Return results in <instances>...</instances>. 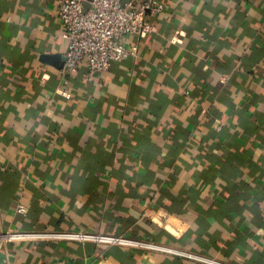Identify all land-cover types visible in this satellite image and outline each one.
<instances>
[{
    "label": "crops",
    "instance_id": "obj_1",
    "mask_svg": "<svg viewBox=\"0 0 264 264\" xmlns=\"http://www.w3.org/2000/svg\"><path fill=\"white\" fill-rule=\"evenodd\" d=\"M61 1L0 0V233L264 264V0H160L138 57L92 79L62 72ZM0 264L206 263L49 240L0 243Z\"/></svg>",
    "mask_w": 264,
    "mask_h": 264
},
{
    "label": "built area",
    "instance_id": "obj_2",
    "mask_svg": "<svg viewBox=\"0 0 264 264\" xmlns=\"http://www.w3.org/2000/svg\"><path fill=\"white\" fill-rule=\"evenodd\" d=\"M85 1L62 0L58 7V17L64 29V38L68 41L62 72L71 74L84 66L89 79L108 72L115 63L137 58L138 48L129 46L127 39L131 37L143 39L152 34L153 25L148 18L159 16L165 10L160 0H143L138 3L122 0H92V7L85 11L83 5ZM58 93L63 97H69L65 84L59 88ZM222 125L217 121V130H220ZM18 213L25 214L26 209L21 206L18 208ZM49 240L131 247L166 252L206 264H220L153 243L117 236L86 232L0 233V243Z\"/></svg>",
    "mask_w": 264,
    "mask_h": 264
},
{
    "label": "water",
    "instance_id": "obj_3",
    "mask_svg": "<svg viewBox=\"0 0 264 264\" xmlns=\"http://www.w3.org/2000/svg\"><path fill=\"white\" fill-rule=\"evenodd\" d=\"M65 59H66V57H65ZM65 59H64V60H65Z\"/></svg>",
    "mask_w": 264,
    "mask_h": 264
}]
</instances>
